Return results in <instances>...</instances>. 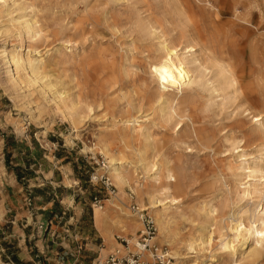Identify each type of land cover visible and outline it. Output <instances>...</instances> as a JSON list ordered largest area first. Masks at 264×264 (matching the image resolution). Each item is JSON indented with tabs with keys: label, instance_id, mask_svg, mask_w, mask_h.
Listing matches in <instances>:
<instances>
[{
	"label": "rangeland",
	"instance_id": "rangeland-1",
	"mask_svg": "<svg viewBox=\"0 0 264 264\" xmlns=\"http://www.w3.org/2000/svg\"><path fill=\"white\" fill-rule=\"evenodd\" d=\"M236 1L239 2L238 15L241 17L246 13L244 4L252 2L258 6L253 9L254 20L252 26L248 27L249 30L247 31L243 26L238 27L241 32L235 34L231 31L232 37L226 43L228 46L241 50L236 56V61L241 64L238 68V76L245 84L252 82L251 93L257 102L254 104L247 102L246 106L252 107L257 113H264V103L260 101L264 88L259 82L264 74V65L261 62L262 55L258 52L263 48L264 38L259 36L260 34H254L257 31L261 35L264 33V0ZM20 4L24 5L26 11L19 10ZM193 4L204 6L196 0H190L186 6L182 7L179 5V0H75L73 4H66L64 0H6L5 3L0 0V51L6 48L15 56L19 53L31 54L33 59L41 55H45L43 57L48 59L51 54L56 57V53H64L75 65L61 64L51 68L50 80L57 88L69 90L70 93L78 95L80 87L72 89L74 85L69 84V77L74 75L81 62L89 59L95 50L108 49L114 53L113 59H118L124 52L129 54L133 45L149 46L144 50L141 48L147 52L160 40L153 36L147 37L146 41H141L136 31L138 18L153 20L156 28H159L157 30L159 34L173 31V34L177 35L187 30L186 21L180 9L185 10ZM104 14L108 16L110 22L117 24V29L111 30L102 24L100 34L95 36L89 34L84 37L82 35L83 20L95 21ZM30 17L37 19L42 30L40 36L34 40H30L24 32L20 36V32L12 28L11 23L19 18L29 19ZM227 18L236 21L233 14L228 15ZM236 22L239 25L244 24L239 20ZM85 26L90 25L85 24ZM248 33L251 37L258 36L259 41L263 40L255 47L258 49L256 53L249 47L251 39L250 41L247 39ZM181 49L179 48V53L185 54L189 61L193 62L191 66L198 71L199 81L206 82L214 79L216 69L208 61L206 52L199 47L190 53L189 50ZM141 50L133 51L139 59L148 56V53L140 55ZM54 59L51 58L49 61L52 62ZM2 65L0 53V211L3 212L0 217V264L5 263L6 256L11 257L9 247L14 248L13 244L16 248L11 252H15L25 264L31 263L30 256L34 253L42 257V261L38 264H74L80 254L89 253L87 248L91 245H96L98 252L96 257L101 256L102 250L107 246L99 232L95 230L94 204L102 206L105 200L112 197V191L118 192V190L107 173L110 160L95 149L94 145L98 143L101 134H105L107 129H112L114 123L122 125V118L126 114L120 116V112L128 109L127 100L119 99L122 94L112 93L110 98H104L102 106L99 107L91 92L97 84H89L82 97L84 102L92 104L93 111L87 114L79 135L76 136L63 114L56 110L50 97L51 93H47L44 98L41 97L40 84L30 89L24 88L23 85L14 90L8 79L3 77ZM146 72L148 67L139 68V73L145 80L142 83L138 82V85L144 84L149 88H156L157 85L151 84L149 76L144 75ZM196 90L199 91V89ZM192 93L195 92H184L182 100H188ZM218 95L215 93L210 97H213V102L220 104L222 98ZM113 101L116 102L113 103ZM32 102L33 104H30ZM40 110L43 114L39 120L30 119V111H35L37 115ZM140 115L143 117L140 121L145 123H139L137 126L152 127L155 140L153 147L159 152L158 160L168 159L176 178V182H172L174 184L172 193L176 202H165L164 208L169 210L174 220L169 229L175 231V238L172 240L178 255L173 258L170 255L169 244L162 242L159 238L157 242L166 249L171 263L236 264L220 249L216 226L207 223L204 218H199L195 213V207L202 202L213 201L212 205L221 211L222 204L231 200L225 185L231 187L232 182L231 178L223 176L221 159L232 155V152L225 151V138L239 134L243 119L241 110L229 106L211 107L197 119L195 126L207 129L215 139L213 149H205L194 138L188 141L191 144L188 149H186L187 146H180L174 140V131L172 132L170 127L163 126L162 122H158L153 115V110L148 106ZM18 120L26 128L25 131L17 130L16 121ZM188 125L189 127L184 128L181 133L182 138L192 130V124L188 123ZM181 126L177 127L176 131L181 132ZM139 143L140 140L135 141L134 147L137 148ZM37 145L41 148L40 157L39 154L37 155ZM87 147L94 149L90 150ZM111 150L120 157V148L117 144L111 146ZM241 150L242 148L236 150L234 154ZM245 150L253 158L258 156L256 145ZM27 151L33 153L31 158L34 157L35 163L44 165L38 171L37 182L47 181L48 186L50 182L55 183L51 185L52 190L47 192L49 194L17 192V178L20 177L19 174L22 175V172L18 171L20 167L16 165L13 157L14 155L17 157L18 153L24 157ZM57 153L61 154L62 160L58 161L55 158ZM47 168L49 171H45ZM53 171L56 176L52 178ZM127 175L131 176L133 183L138 182L141 185L146 184L148 180L146 175L136 169ZM34 183L36 181L27 182L26 185L31 187ZM125 191L132 199L131 209L132 206L139 209L136 194L130 188H126ZM50 194L59 201L58 207H55L56 203L53 200H48L47 195ZM144 205L149 207L147 201ZM239 206L231 208L232 214L227 220ZM133 213L137 214L138 211ZM145 213L149 214V212ZM134 224L131 221L128 226L132 228ZM46 232H49V236L44 241ZM212 233V245L203 249L200 246L201 239ZM95 235H98L100 240H95ZM137 237H139V231ZM117 240L121 243L119 239ZM97 241L100 242L97 243ZM189 243H194L192 250L189 248ZM46 244H50L49 249L43 248Z\"/></svg>",
	"mask_w": 264,
	"mask_h": 264
},
{
	"label": "bare ground",
	"instance_id": "bare-ground-1",
	"mask_svg": "<svg viewBox=\"0 0 264 264\" xmlns=\"http://www.w3.org/2000/svg\"><path fill=\"white\" fill-rule=\"evenodd\" d=\"M189 1L179 0L180 7L186 6ZM196 2L204 6L193 4L185 10L180 9L187 30L177 35H174L173 31L159 34L157 33L159 28H156L153 20L138 18L136 31L140 35V40L146 41L147 37L153 36L160 40L147 52L143 50L149 46L133 45L129 54L124 52L118 59H113L114 53L108 49L95 50L89 59L81 62L74 75L69 77V84L74 85L72 89L80 87L78 95L57 88L50 80L51 68L61 64L65 66L73 64L64 53H56V57L51 54L48 59L43 57L45 55L33 59L31 54L19 53L15 56L6 48L0 51L3 60L2 74L8 79L11 87L17 90L24 85V88L30 89L40 84L41 97L44 98L47 93H51L50 97L56 110L63 114L76 136L79 135L87 114L93 111L92 104L84 102L82 97L89 84H97L91 92L99 107L102 106L104 98H110L112 93L122 94L119 99L127 100L128 109L120 112V116L126 114L122 118V125L114 123L112 129H107L105 134H101L98 143L94 145L95 149L110 160L107 173L118 190L112 193V197L105 200L102 206L94 204L95 228L100 232L107 246L102 250L101 260L110 254H127L128 251H136L137 233L143 228L141 221L143 212L152 215L159 230L157 239L169 244L170 255L173 258L178 255L172 240L175 238V231L169 229L174 220L169 210L164 208L165 202H176L172 193L174 186L172 182L175 183L176 178L169 166L170 161L158 160L159 152L153 147L155 140L152 127L137 126L139 123H145L140 121L143 118L140 114L145 107L148 106L153 110L158 122H162L163 126L170 127L172 132L174 131V140L180 146H187L188 149L191 145L189 140L194 138L205 149H213L215 139L207 129L196 127V121L211 107L229 106L240 109L243 118L239 134L225 138V151L232 152V155L221 159L223 176H228L232 182L231 187L225 185L231 200L222 204L221 211L212 205L213 201L202 202L195 207V213L207 223L216 226L220 249L236 264H264V113H257L252 107L246 106L247 102L253 104L257 102L251 93L252 82L245 84L238 76V68L241 64L236 61V56L241 50L229 45L230 49L226 43L232 37L231 31L235 34L241 32L238 27L243 26L247 31L249 30L248 27L252 26L254 20L253 9L258 6L252 2L244 4L246 13L241 17L238 15L239 2L236 0H196ZM64 3L73 4L75 0H64ZM19 10L26 11L22 4L19 5ZM230 14L234 15L236 21H242L244 24L239 25L236 21L228 19L227 16ZM11 23L12 28L20 32V36L24 32L30 40L36 39L42 32L40 23L34 17L19 18ZM83 23L84 37L89 34L93 36L100 34L102 24L111 30L117 29V24L110 22L105 14L95 21L85 19ZM85 24L90 26L87 27ZM254 34H260L259 36L264 38V33L261 35L257 31ZM246 37L249 41L251 39L249 47L256 53L258 49L255 47L263 40L259 41L258 36L251 37L249 33ZM197 47L207 53L208 61L216 69L213 80L199 81L198 71L191 66L193 62L189 61L185 54L179 53V48L189 50L190 53ZM137 49L142 51L140 55L148 53V56L139 59L133 54ZM258 52L262 55L261 62L264 65V45ZM51 58L55 59L50 62ZM141 66L148 67V72L144 75L149 76L151 84L157 85L156 88H149L144 84L138 85V82L142 83L145 80L139 73ZM259 82L264 88V74ZM186 91L195 93L184 101L182 99ZM215 93L222 98L220 104L213 102V97H210ZM260 101L264 103V94ZM30 114V119L39 120L43 111L40 110L37 115L35 111H30ZM188 123L192 124V130L182 138L181 133L184 128L189 127ZM16 124L19 132L26 130L21 121H16ZM179 126L181 132L176 131ZM137 140H140V143L136 148L134 142ZM114 144L120 148V157L111 150ZM253 145H256L258 154L254 158L245 150ZM94 148L87 147L90 150ZM241 148V151L234 154ZM133 169L140 170L147 176L146 184L132 182L131 176L127 174ZM151 173L153 175H150ZM126 188H130L137 196L139 205L137 214L131 209L132 199L125 191ZM145 201L149 207L144 205ZM237 205H240L237 211L227 220L232 214L231 208ZM2 215L3 212L0 211V217ZM131 221L135 223L132 228L128 226ZM117 235L118 238H124L129 242V249L118 242ZM212 242L213 233L203 237L200 246L205 249L210 247ZM193 245L194 243H189L191 250ZM144 257L147 258L148 254H144Z\"/></svg>",
	"mask_w": 264,
	"mask_h": 264
},
{
	"label": "crops",
	"instance_id": "crops-1",
	"mask_svg": "<svg viewBox=\"0 0 264 264\" xmlns=\"http://www.w3.org/2000/svg\"><path fill=\"white\" fill-rule=\"evenodd\" d=\"M40 146V145H39ZM36 151L38 152L37 155L39 154V152H41V148L38 147V145L36 146ZM3 155H5V152H3ZM33 155V153L31 151H27L26 155H21L20 153H18L17 157L16 155H14L13 158H15L16 160V165L20 167V169H18V171H21L22 172V175L19 174V178H17V192L21 193V192H27V193H33V192H36L38 195H42V194H49L47 192L51 191L52 190V187L51 185L55 184L53 182H50L49 186L46 184V182L42 181L41 183H38L37 180H38V177H37V174H38V171L41 170V168H43L44 165H41L40 163H35L34 161V157L31 158V156ZM39 157L41 156V153L38 155ZM9 158V156H8ZM55 158L59 161V160H62L63 158L61 157V154L60 153H57V155H55ZM4 159V158H3ZM48 164V163H47ZM45 171H49V169H45ZM51 176L52 178L56 176V173L53 171L51 173ZM19 179V180H18ZM24 181H27V182H34L36 181V183L32 184L31 187L27 186V182H24ZM31 190H35V191H31ZM48 197V200L50 201H54L56 203L55 207H58L59 206V201H57L56 199H54V197H52V195H47ZM50 196V197H49ZM53 212H55V210H53ZM97 230V229H95ZM97 232H99L97 230ZM100 234V232H99ZM49 236V232H46V235H45V239L44 241L47 240ZM101 236V234H100ZM102 238V236H101ZM93 239V238H92ZM94 240V239H93ZM95 240H100V237L98 235H95ZM100 242V241H97V243ZM50 244H46L43 246L44 249H49ZM14 248H11L9 247V251H10V255L11 257H8L6 256L5 257V263L3 264H25L23 263V260L19 259L18 256L16 255L15 252H11L12 250H14L16 248V245H14ZM88 250V254H80L78 256V259L74 261V264H83L84 262H87L88 264H91V263H96L101 259L99 257H96V255L98 254V252L96 251V245H91L87 248ZM45 251V250H44ZM30 264H38L39 261L41 262L42 261V257L39 256L38 254H32V256H30ZM94 261V262H93Z\"/></svg>",
	"mask_w": 264,
	"mask_h": 264
},
{
	"label": "built area",
	"instance_id": "built-area-1",
	"mask_svg": "<svg viewBox=\"0 0 264 264\" xmlns=\"http://www.w3.org/2000/svg\"><path fill=\"white\" fill-rule=\"evenodd\" d=\"M108 186L113 189L110 185ZM112 193H115V191H112ZM132 210L138 211L135 206H132ZM141 221L143 228L139 231L135 252L128 251L127 254H110L107 258L100 259L97 264H171V259L166 249L161 247L157 242L158 230L153 217L143 212ZM118 239L126 249H129L128 241L123 238ZM144 254H148V257L145 258Z\"/></svg>",
	"mask_w": 264,
	"mask_h": 264
}]
</instances>
